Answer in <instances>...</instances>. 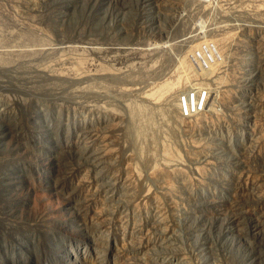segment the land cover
Instances as JSON below:
<instances>
[{
	"label": "rangeland",
	"instance_id": "obj_1",
	"mask_svg": "<svg viewBox=\"0 0 264 264\" xmlns=\"http://www.w3.org/2000/svg\"><path fill=\"white\" fill-rule=\"evenodd\" d=\"M0 216V264H264V0H0Z\"/></svg>",
	"mask_w": 264,
	"mask_h": 264
},
{
	"label": "built area",
	"instance_id": "obj_2",
	"mask_svg": "<svg viewBox=\"0 0 264 264\" xmlns=\"http://www.w3.org/2000/svg\"><path fill=\"white\" fill-rule=\"evenodd\" d=\"M191 1L197 2V3H200V2L207 3L210 0H191ZM196 50H197V52L195 53ZM196 50L193 53H192V51L190 52V58L195 60L196 62L208 59L211 63H215V58H216V60H218V58L216 57L217 53H216L215 47L210 42L209 43L203 42L202 44L199 45V47ZM189 98L192 99V94L189 95ZM181 105H182L183 111L185 113L184 115H189V114H191L190 112H193V106H191L189 108L190 111L188 113L186 112L187 106L185 104L184 98L181 99Z\"/></svg>",
	"mask_w": 264,
	"mask_h": 264
},
{
	"label": "bare ground",
	"instance_id": "obj_3",
	"mask_svg": "<svg viewBox=\"0 0 264 264\" xmlns=\"http://www.w3.org/2000/svg\"><path fill=\"white\" fill-rule=\"evenodd\" d=\"M200 3H203V2H200ZM31 34H32V33H31ZM39 39H40V38H39ZM205 42H206V41H205ZM207 43H209V41H207ZM207 45H208V44H207ZM18 52H19V51H18ZM34 59H35V58H34ZM53 62H54V61H53ZM21 67H22V66H21ZM76 68H77V67H76ZM79 68H80V67H79ZM49 69H50V68H49ZM83 69H84V68H83ZM83 69H82V70H83ZM89 69H90V68H89ZM79 70H80V69H79ZM60 71H61V70H60ZM193 71H194V70H193ZM193 71H192V72H193ZM72 72H73V75H74V76H76L77 74H78V75H79V74H82L81 71L78 72V71H75V70H74V71H72ZM68 73H70V72H68ZM68 73H67V74H68ZM194 73H195V71H194ZM71 74H72V73H71ZM89 74H90V71H89ZM95 74H96V73H95ZM195 74L197 75V73H195ZM92 75H93V74H92ZM200 75H201V74H200ZM84 79H85V78H84ZM74 89H75V88H74ZM84 89H85V88H84ZM57 90H58V89H57ZM74 91H75V90H74ZM77 91H78V90H77ZM57 93H58V92H57ZM127 108H128V107H127ZM8 110H9V109H8ZM137 127H138V126H137ZM139 146H140V148H139V147H138V148H139V150H140V149L142 148V147H141L142 145H139ZM139 150H138V151H139ZM140 151H141V150H140ZM140 153H142V152H140ZM163 157H164V156H163ZM161 158H162V157H161ZM166 158L168 159L169 157H167V155H166ZM143 159H144V158H143ZM163 159H165V158H163ZM148 160H149V159H148ZM164 162H166L167 164H175V160H174V159H171V158L168 159L167 161L165 160ZM155 164H156V163H155ZM146 192H147V189H146V188L143 189V194H145ZM0 217H1V216H0ZM130 245H131V244H130Z\"/></svg>",
	"mask_w": 264,
	"mask_h": 264
}]
</instances>
